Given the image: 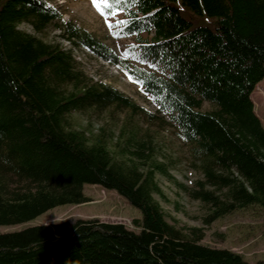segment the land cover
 Segmentation results:
<instances>
[{"label":"trees","instance_id":"16d2710c","mask_svg":"<svg viewBox=\"0 0 264 264\" xmlns=\"http://www.w3.org/2000/svg\"><path fill=\"white\" fill-rule=\"evenodd\" d=\"M101 8L123 14L118 33L164 72L130 63L48 0H0V224L86 202L83 185L92 183L137 207L140 229L76 218L0 232V264H263L199 243V227L187 234L169 223L154 198L163 194L154 174L170 176L166 165L141 148L115 161L103 133L89 137L67 115L111 105L165 113L202 174L188 192L208 205L204 223L264 207V126L250 96L264 77V0H107ZM50 24L68 46L35 35ZM72 48L139 82L156 113L89 77Z\"/></svg>","mask_w":264,"mask_h":264},{"label":"rangeland","instance_id":"374dc122","mask_svg":"<svg viewBox=\"0 0 264 264\" xmlns=\"http://www.w3.org/2000/svg\"><path fill=\"white\" fill-rule=\"evenodd\" d=\"M48 1L61 10L64 19H70L90 31L130 63L146 66L158 73L164 72L160 66L141 61L137 50L131 48L134 45L133 38L118 33L124 18L121 12L107 14L101 8L104 3L97 7L92 0ZM195 20L196 17L193 18ZM20 28L32 32L26 23H21ZM35 35L46 41L61 40L65 46L69 45L66 40L58 37L52 24ZM72 51L79 66L89 77L117 87L142 107L156 113L155 100L142 90L139 82L85 49L72 48ZM251 97L257 115L264 121V77L256 83ZM212 107L209 102H203V109ZM67 123L73 128L85 130L89 137L103 133L115 161L127 160L129 150L141 148L148 157L163 162L170 176L155 172V181L163 194H154V198L160 203L166 220L187 234L191 233L193 227H199V243L228 248L240 253L248 262L261 261L264 264V207L250 204L204 223L203 219L209 213L208 205L192 198L188 192L202 174L195 166L190 144L183 141L176 125L165 113H158L156 116L148 113L133 114L128 108L111 105L103 110L72 111L67 115ZM83 192L90 200L78 204L56 205L25 222L0 224V232L76 218H98L101 221L123 223L134 231L140 229L133 223V219L141 218L140 210L114 189L85 183Z\"/></svg>","mask_w":264,"mask_h":264},{"label":"snow or ice","instance_id":"6c2138e0","mask_svg":"<svg viewBox=\"0 0 264 264\" xmlns=\"http://www.w3.org/2000/svg\"><path fill=\"white\" fill-rule=\"evenodd\" d=\"M94 6H99L101 3H106L107 0H92Z\"/></svg>","mask_w":264,"mask_h":264},{"label":"crops","instance_id":"0c3cea01","mask_svg":"<svg viewBox=\"0 0 264 264\" xmlns=\"http://www.w3.org/2000/svg\"><path fill=\"white\" fill-rule=\"evenodd\" d=\"M251 96V95H250ZM251 99H252V97H251ZM253 104H254V111H255V113H256V108H255V103H254V101H253ZM257 114V113H256ZM258 116V115H257ZM259 117V116H258ZM259 119L261 120V123H262V125L264 124V121L262 120V118L261 117H259Z\"/></svg>","mask_w":264,"mask_h":264}]
</instances>
